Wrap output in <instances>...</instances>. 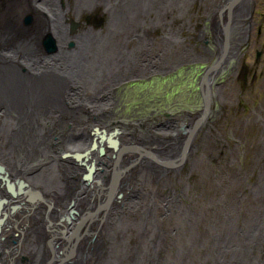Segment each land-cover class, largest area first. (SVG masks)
I'll return each mask as SVG.
<instances>
[{
  "label": "bare ground",
  "instance_id": "1",
  "mask_svg": "<svg viewBox=\"0 0 264 264\" xmlns=\"http://www.w3.org/2000/svg\"><path fill=\"white\" fill-rule=\"evenodd\" d=\"M92 1L94 0H87L88 3ZM113 1L115 2H104ZM191 1L126 0L118 5V8H127L128 11L114 15V26L118 31L129 32L119 41L131 39L138 43L149 42L151 47L147 52L130 53L125 49L122 53L110 47L109 43L105 44L106 34L95 38L94 34H99L102 30L84 28L77 32L76 37L80 41L79 47L73 50V56L41 54L44 61L58 57L55 66L39 77L24 75L18 82L9 79L5 86L15 91L9 90L10 99L4 98L0 103V116L3 115L0 120V164L6 165L2 167L4 172L0 173V182L7 187L8 180L10 188L17 194L13 196L7 190L6 195L0 188V264H264L263 173L260 174L258 184L251 190L254 197H248L249 200L246 194L249 191L239 189L248 179V174L243 171L244 175L239 170L220 179L218 187L209 185L214 192H205L208 200L203 191L196 190L189 195L192 185L183 169L189 164L193 168L192 172L201 174L208 156L194 154L203 145L212 144L211 139L206 137L208 129L197 139L199 131L205 127V116H183L186 120L203 119L202 123H196L195 128L188 130L177 123L167 126L161 121L153 122V127L144 124V121L132 124L124 122L120 126L112 105L91 104L92 90L98 93L101 92L99 87L110 85L112 72L128 64L130 58L143 63L151 58L156 59L158 62L152 66L155 72L168 69L160 64H169V53L164 57L163 63L160 60L170 47H177L178 54L186 61L196 60L197 56L183 43L182 31L173 28L171 21L165 17L171 7L177 6L184 11ZM235 1L212 0V12L219 15L218 22L226 20L223 12L227 8L230 12L227 22L229 26L234 25L237 10L233 6ZM78 2L80 5L74 7V13L80 16L87 4H82L84 2L81 0ZM99 3L101 4V0H98ZM56 4L57 11L64 13L59 0H56ZM241 6L242 3L239 7ZM20 12L22 14L24 10L21 8ZM157 26L166 27L167 34L151 40L154 29L149 28ZM174 35L177 38L171 41ZM103 50L109 52L110 57ZM26 59L31 62L30 67L34 71L37 63L33 60L42 58L29 56ZM92 62L99 71L96 74L88 67ZM1 72L0 82L4 78ZM63 74H66L67 83L65 89L60 91L58 78L63 77ZM98 74L100 81H97L99 77L96 78ZM72 84L79 85L82 92H89L90 95L76 94V91L70 89ZM204 95L208 110L211 97L205 88ZM67 99H77L82 105H66ZM74 106L78 110H72ZM62 115H65L64 122L54 121ZM33 123L40 126L46 124L52 128L57 123L55 137L62 136L63 140L72 142L68 152L87 153L81 161L74 157H62V153L68 152H62L63 146L52 144V134L45 135L44 132L39 137L27 132ZM68 125L74 127L73 132L68 131ZM91 126L104 127L106 135L103 143H99L100 138L93 133L95 136L91 143L88 134ZM85 127L88 128L84 129ZM154 130L157 131V136L152 134ZM178 132L181 133L177 134ZM184 132L189 138V144L184 145L186 149L181 147L182 142L177 138H168L171 134L181 136ZM161 134L164 136L161 137ZM94 141L97 143L96 150L92 149ZM12 147L20 158L12 154ZM68 158L82 166H85V162H95L97 169L98 165L100 167L99 175L94 176V181L87 182L82 179L86 170L80 164L73 166L74 161L69 162ZM11 174L23 181L24 185L20 186L23 192L18 191L19 184L13 181ZM209 174H205L206 179ZM77 177L81 183L77 181ZM106 187L107 192H110L111 187L115 193L107 207L100 209V205L106 202ZM216 195L223 203L225 212L221 216L209 217L205 214L209 215L211 207L215 205ZM16 198L20 200L15 204ZM188 198L192 204L186 203ZM69 206L77 211L73 217L65 209ZM64 210L68 218H65ZM207 222L215 229L214 237L200 234L202 225H207ZM79 227L82 231L77 235ZM200 239L204 240L203 247ZM24 254L30 258L26 263L21 261Z\"/></svg>",
  "mask_w": 264,
  "mask_h": 264
},
{
  "label": "flooded vegetation",
  "instance_id": "2",
  "mask_svg": "<svg viewBox=\"0 0 264 264\" xmlns=\"http://www.w3.org/2000/svg\"><path fill=\"white\" fill-rule=\"evenodd\" d=\"M59 1L60 7L64 10V13H59L57 11L56 0H0V31H2L0 32V72L2 71L1 74L3 73L4 77L1 81V86H3L2 90L7 87L5 85L8 83L9 79L13 82H18V80L24 75L39 77L55 66L58 61V57L49 61H44V57L41 56V54L44 56H55L58 54L67 57L73 56V50L76 49V47H79L78 41H80V39L76 37L77 32L83 28L91 27L97 30H102L101 33L94 34L95 38L106 34V37L104 38L105 44L109 43L110 47L118 49L122 53V50L125 49H128L130 53L139 51L147 52L150 49L151 44L149 42L138 43V41L135 40V43V41L131 39H129L130 41H119V39L123 36V31H118L117 28H115L114 15L119 12L124 13V11H128L127 8H118V5L125 3L126 0H115V2L113 1L112 3L101 0V4L99 3L94 5L84 17H79L74 13V7L77 0ZM241 3L242 6L240 8L239 5ZM197 4L198 10L192 13V15L188 16V14H190L188 13L181 19L174 17L175 21L172 22V24L177 25L178 27L182 26L184 29L182 31L185 35L183 37V43L189 46L197 56L193 64L190 61H186L178 54L179 50L177 47H170L164 52L160 62L163 63L164 57L167 53H169V64L166 62L168 69L160 72H155L152 69V66L158 62L154 58H151L147 63H143L138 59L130 58L131 60H129L128 64L118 68V71L114 70V72H112L110 77L112 83L110 85L99 87L101 92L91 94V104L112 105L113 108L117 109V119L115 118L116 121L120 126H123V123L126 121L124 115L125 105H158L157 100L154 98V93L158 88V84L155 80H165V84H162L161 87L165 89L166 92L169 91L170 87L171 92L174 90L175 93H178L184 89L180 88L177 83L178 79L176 75L178 71L180 70L179 77L181 76L182 79H187L192 71H195V73H197L196 76L199 78L200 89L196 94V101L200 106H197V103H192V106H188L185 109L189 110V107L195 108V110H197V114L201 112L202 115L205 116V129L201 128L199 131L198 140L208 128L206 137L210 138L212 143L216 142L213 138V134L216 130V120L218 117L223 115V113H228V110L225 109L229 107L225 105H245L246 112L253 116L255 110L254 105H264V0H236L233 3L234 9L237 8L234 14L233 26H229L227 22V18L230 14L227 8H225L223 12L224 19L226 20L218 22L215 13L207 9L212 4V0H199ZM21 8L24 10L22 14L20 12ZM195 13L196 20L193 22ZM26 18H28L27 23H25ZM60 22H63V24H60ZM229 28L230 31H228ZM159 33L161 35L165 33L167 34V28L163 27ZM160 34H158L159 36H156L155 34V37L151 38V40L157 39L161 36ZM47 38L57 43V52L47 54L43 50V45L41 44H43L42 42L46 41ZM176 38L177 36L174 35L171 41H175ZM29 43H37V50L34 52L33 56L42 58L40 60H33L37 63L35 66L36 70L34 71L30 67L31 62L26 59L30 56L28 53ZM69 45H73L72 48H68ZM98 50H100V48H98ZM103 53H106L105 55L110 57L109 52L103 50ZM94 65L95 63L92 62L88 64V67H90V70L96 74L99 71L95 69ZM197 65L198 68H195ZM98 77L99 79L97 81H100V74L96 76V78ZM66 79V74H63V77L58 78L60 91L65 89L67 83ZM114 79L117 80L115 81ZM78 86L79 85L72 84L70 89L76 91V94H81L82 96L83 93L90 95L89 92H82V89ZM187 88H190V85H188ZM204 88L209 92L211 97L208 110L206 106L207 100L205 97L206 94L204 95ZM8 89L12 91L11 88L8 87ZM9 90L4 92H9ZM1 94L2 93L0 92V103L5 100L4 96ZM235 94H237L236 99ZM170 100H172L171 103L167 99V101L161 105H174L173 99L171 98ZM65 104L82 105L77 102V99L74 101L67 99L65 100ZM122 105L123 107H121ZM181 105L185 104L182 103ZM116 109H114V111ZM185 109H180V111ZM162 114V116L161 113L159 114L160 117L157 118L158 120H167L168 117L173 115L170 110L169 112H162ZM2 116H0V120H2ZM139 118L140 117H136L134 120ZM147 118L148 120H150V118H154L153 113L148 115ZM179 119L181 122L184 121L182 117ZM162 121L160 123L167 126L169 125L168 122L165 123ZM257 122L259 123V127L254 133L258 138V142H263L261 145V152L264 155V117L260 116ZM194 123L195 122H193V125ZM233 124L234 123L231 125ZM97 127L98 126L94 127L92 133ZM99 128L102 132L104 131V127ZM227 153H224V155ZM0 167H6V165L3 163L0 164ZM235 170H239L240 173L241 171H247L239 163L238 157L227 161V167L226 164L223 166L216 165L215 167H207V172H205V174H214L215 182L219 186V180ZM248 174H250L249 178L246 179L247 182L245 181L246 183H244L243 186L247 188V191H249L247 196L254 197L251 190L258 184L260 178L257 183H255L254 171L252 170ZM13 181L15 182L14 179ZM1 188L5 189L3 187V183H1ZM6 195L8 194L6 193ZM222 204L223 203L217 198L215 205L211 207L209 215H205L209 217H213L215 215L221 216L222 213L225 212V207L222 206ZM220 220L222 219H219V221ZM200 234H205V236L212 235L211 237H214L215 229L207 222V225H202ZM200 241L201 247H203L204 240L202 241L200 239Z\"/></svg>",
  "mask_w": 264,
  "mask_h": 264
},
{
  "label": "rangeland",
  "instance_id": "3",
  "mask_svg": "<svg viewBox=\"0 0 264 264\" xmlns=\"http://www.w3.org/2000/svg\"><path fill=\"white\" fill-rule=\"evenodd\" d=\"M81 2H84L82 4H87V7H83L86 10H84L82 13H80L79 17H84L86 15V13H88L94 5L98 4V0H94L91 3H88L87 0H81ZM198 2H199V0H192L191 2L188 3L186 10H184V11H182L177 6L171 7V9L166 13L167 14V16H165L166 20L171 21V26L173 28H176V29L179 28V31L180 30L183 31L184 29L182 28V26L178 27L177 25L172 24V22L175 21L174 17L181 19L182 17L186 16V14H188V13H190V14H188V16L192 15V13H194L196 10H198V8H197ZM78 4H79V2L77 0L76 5H78ZM207 9L209 11L210 10L212 11L213 10L212 4ZM216 16H217V18L219 17V15H216ZM171 17H173V18H171ZM220 19H222V18H220ZM195 20H196V13L194 15L193 22ZM220 21H223V20H220ZM162 27H164V26H157L156 28H149V29H154L153 30L154 31L153 36L155 37V34H156V36H159L158 34H160L159 31H161L163 29ZM85 29H87V28H85ZM145 29H147V27ZM94 30L98 31L97 29H94ZM126 33H129V32H123V35ZM163 35L164 34H162L158 38H162ZM184 36L185 35L183 34V37ZM159 42H161V41H159ZM85 44L86 43H84V45ZM192 52H193V55L195 56L196 53L193 50H192ZM112 55L114 56V54H112ZM191 63L193 64V62H191ZM160 65L162 67H168L167 64H160ZM195 68H198V65ZM179 71H178V73H179ZM178 73L176 75V77L178 79L177 83H178L180 88H184L182 91L175 93V91L173 90L174 92L173 91L171 92V89L169 87V91L166 92V90L161 87L162 84H165V80H155V82L158 84V88L154 93V98L157 100L158 105H125V110H124V115H125V120H126L125 122L132 124V123L137 122V121H141V122L144 121L143 122L144 124H148L150 127L152 125V127H153L154 123H157L158 121H162V119H159V120L157 119L158 117H160L159 114L161 113V116H162L163 115L162 112H169V110H170L173 113V115L168 117L167 120H163L162 122H165V123L168 122L169 124L174 122V124L177 123V125H181L182 127H185L186 130L191 129V128H195L196 123H199V122L202 123L203 119L201 120L200 118H199V120L198 119L186 120L183 117L185 115H188L191 118H197L196 116H193L194 114H197V110H195V108L189 107V110L185 109L188 106H192L193 105L192 103H197V106H200L199 103L196 101V94L200 90L199 89V78H198V76H196L197 73H195V71H192V73L189 75V77L187 79H185V78L182 79L181 76L179 77L180 73L179 74ZM188 85H190V88H187ZM88 91H90V90H88ZM92 92L95 93L94 90H92ZM90 97H91V95H90ZM236 97H237V94H235V99H236ZM171 98L173 99L174 105H161L162 103L166 102L167 99L171 103V101H172V100H170ZM182 103H184L185 105H181ZM32 105H34V104H32ZM108 106H110V105H108ZM225 106L229 107V108L225 109V110H228V113H223V115L218 117V119L216 120V130L213 134L214 135L213 138L216 142L212 143L211 145H210V143H209V145H203V147H201V149L199 151H197L194 155L205 154L208 156V159H207L208 163L205 165V168H203V170L205 172H207V167H208L207 165H209V167H211V166L215 167L216 165L223 166L224 164L227 165V161H230L232 158L238 157L239 163L245 168V170L248 171V172L245 171L247 174L249 172H251L252 170L254 171V179H255V183H257V181L259 180V178L261 176L260 174L263 173V175H264V155L261 152V150H262L261 145L263 144V142L262 143L258 142V138L255 136L254 132L259 127V123L257 122L258 118L260 116L264 117V105H254L255 110H254L253 116H251L250 113L246 112L245 105H225ZM74 107L76 110H78V108L76 106H74ZM121 107H123V105ZM112 109H114V108H112ZM120 109H122V108H120ZM180 109H185V110L180 111ZM115 113H117V109L115 110ZM151 113H153L154 118H150V120H148L147 117H148V115H151ZM198 115L200 116V115H202V113L200 112ZM64 116L65 115L58 116V118H56L54 121L64 122ZM93 117L94 116H91V118H93ZM136 117H140V118L134 120V118H136ZM175 117L177 119L173 120ZM181 117L184 119L183 122H180L179 118H181ZM231 117L234 119H232ZM116 119H117V117H116ZM186 121H187V123H186ZM178 122L180 124H178ZM193 122H195L194 125H193ZM116 123L117 122L114 120V124H116ZM150 123H153V124H150ZM232 123H234V124L231 125ZM113 127L116 128L114 125H113ZM87 128L88 127H85L84 129H87ZM67 129H68V131L73 132L72 130L74 129V127L68 125ZM93 129H94L93 126L88 128V134L90 135L91 143H93L94 136H95V135H92ZM56 131H58L57 123H54L53 128L47 127L46 124H43L40 126L36 123H33V125L30 127V129L27 130V132L31 136L36 134L39 137H41L44 132H45L44 133L45 135L47 133L52 134V137H51L53 140L52 144L57 145V146H63L62 152L63 151L68 152L67 149L72 146V142L70 143L69 141H67V139L63 140L64 138L62 136H60L62 139L60 137H58V135H57V137H55L56 136L55 134H57ZM198 131H199V129L197 130V132ZM180 133L181 132H178L177 134H180ZM152 134L154 136L158 135L156 130H154L152 132ZM161 137H163V135H161ZM168 138L169 139L170 138H172V139L177 138L178 140H180V142H182L181 147L183 146L185 149L187 147L184 145L189 144L188 143L189 138L187 137V135H185V132L182 133L181 136L180 135L176 136L175 134L174 135L171 134L168 136ZM226 140H227V142H226ZM62 143H64V144H62ZM4 144H5V141H4ZM24 147H26V144ZM13 149L14 148L12 147V149H11L12 154L15 155L17 158H20L18 152L15 149L13 152ZM25 149H27V147ZM244 150H245V152H244ZM92 153H94V152H92ZM224 153H227V154L224 155ZM63 154H65V153H62V155ZM98 155H100L99 152H98ZM180 156H182L181 153H180ZM174 157H172V158H174ZM69 160H70L69 162L74 161L73 166H75V164L76 165L80 164L77 161H75L74 159H69ZM80 166H82V165L80 164ZM237 167H238V165H237ZM82 168H85V166H82ZM99 169H100V167L98 165V169H97L98 175L100 173ZM192 169L193 168L189 164H186L184 169H183L184 175L188 178L189 183L192 185V192L189 193V195L195 193L196 190L203 191L204 195H205V192H212L213 193L214 192V189H213L214 186H218V184L215 182V178H214L215 175L210 173L208 175V178L206 179L205 172L203 170H202L201 174H199L197 172H192ZM241 172H242V174H244L243 171H241ZM249 175L250 174L247 175L248 178H249ZM12 176H13V174H11V177ZM13 177L15 180L19 179V178H16L17 176L16 177L13 176ZM79 177H77L76 179L79 183H81ZM205 179H206V181L204 182ZM207 182H208V185H206ZM209 185H211L213 188H210ZM0 188H1V182H0ZM4 188L5 189H2V188L1 189L7 193L6 187H4ZM239 189H241L240 191L244 190L247 192V190H246L247 188H245L243 186H242V188L239 187ZM235 193L241 198L239 193H237V192H235ZM246 194H248V193H246ZM119 196H120V194H119ZM205 196L207 199L208 195H205ZM217 196L218 195H216V198H218ZM247 199L249 200L248 196H247ZM19 200L20 199H18V198L14 199L15 204L18 203ZM23 201H25V200H23ZM189 202H190V199L188 198L186 200V203L190 204L191 202L190 203ZM13 206H15V205H13ZM12 207H10V210H12ZM6 208H7V205H6ZM66 208L68 209V213H70L72 208H70V206L65 207V209ZM7 209H5V210H7ZM63 214H66L65 210H64ZM77 217H79V216H77ZM9 228H10V225H9ZM10 230H11V228H10ZM81 231L82 230H80V231L78 230L77 235H79V233H81ZM18 239L19 238H17V240ZM61 240L64 241V239H61ZM29 259L30 258L28 257V255L24 254L21 258V261H22V263H26L29 261Z\"/></svg>",
  "mask_w": 264,
  "mask_h": 264
},
{
  "label": "water",
  "instance_id": "4",
  "mask_svg": "<svg viewBox=\"0 0 264 264\" xmlns=\"http://www.w3.org/2000/svg\"><path fill=\"white\" fill-rule=\"evenodd\" d=\"M27 22H28V18L25 19V23H27ZM42 43H43L42 44L43 45V50L47 54H52V53H55V52L58 51V45H57V43H55L52 40H49V38H47L46 41H43ZM36 44L37 43H29L28 44V53H29L30 56H33L34 55V52H36V50H37V45ZM72 46L73 45H69L68 48H72ZM63 83H64V81H63ZM2 88H3V86H1V82H0V92L3 94V96H4L5 99H10V93L9 92H6V93L4 92V91L9 90L8 87H5L4 90H2ZM12 91H15V90H12ZM14 95H16V94H13V96ZM74 108L75 107H73L72 110ZM103 132H102V130H100L99 127H97L96 130L93 132V134H97L98 137L100 138L99 139V143H103V141L105 140V136L104 135H106V134H105V132L104 133ZM95 141H97V136H96V140ZM95 141H94V144L92 145V149H94V150H96V148H97V143ZM100 149H101V153H102L103 152L102 151V148H100ZM86 153L77 152V153H74L72 155V153L69 152V153L63 154V157L64 158L74 157L76 160L81 161V159L85 156ZM84 165H85V168L84 169L86 170V172L84 173V175H82V179L86 180L87 182L94 181V176L97 174V166H96L95 162H90V163H87V164L85 162ZM3 172H4L3 168L0 167V173H3ZM6 176H7V174H6ZM0 178H2V175H0ZM114 181H115V177H114L113 183H114ZM15 182L19 184V186H17L18 191L20 193L23 192V190L20 188V186H23L24 185L23 184V181L20 180V179H17V180H15ZM6 183H7L6 186H7L8 192L10 194H12L13 196L16 195L17 192L15 190L13 191L12 188H10V185H9L8 180H7ZM108 193H109V195H108ZM114 193H115V191L112 190L111 187H110V192L109 191L107 192V187H106V190H105V200H106V202L104 201L105 204L103 203V204L100 205L101 206L100 209H103V208H106L107 207V204L111 202L109 200L112 199ZM76 213H77V211L75 209H73V210L70 211V213L68 215L71 216V217H73L74 214H76ZM65 218H68L67 217V214H66V217ZM78 230L80 231V227H79Z\"/></svg>",
  "mask_w": 264,
  "mask_h": 264
}]
</instances>
